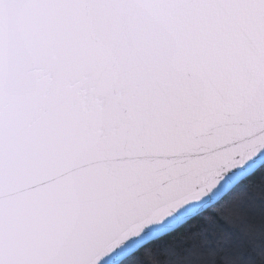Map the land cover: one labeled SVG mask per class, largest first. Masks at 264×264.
Listing matches in <instances>:
<instances>
[{
    "label": "snow or ice",
    "instance_id": "1",
    "mask_svg": "<svg viewBox=\"0 0 264 264\" xmlns=\"http://www.w3.org/2000/svg\"><path fill=\"white\" fill-rule=\"evenodd\" d=\"M250 186L264 191V0H0V264L149 246L172 248L165 264H264V235H184L241 191L264 225Z\"/></svg>",
    "mask_w": 264,
    "mask_h": 264
},
{
    "label": "trees",
    "instance_id": "2",
    "mask_svg": "<svg viewBox=\"0 0 264 264\" xmlns=\"http://www.w3.org/2000/svg\"><path fill=\"white\" fill-rule=\"evenodd\" d=\"M248 191L254 192L257 196H264V191L261 190L260 186H250ZM246 195L247 193L244 191L235 193L230 198H226L220 204L215 205L212 211L205 212L202 221L194 222L189 226L193 229L192 233L184 230L186 238H191L192 235L202 231L204 226L208 224H211L215 229V234H218L217 239L223 242H231L232 237L231 233L226 230L227 226H231L233 229H239L243 236L264 235V231H260L261 228H264V225L252 224L246 213L236 210L237 203L243 200ZM217 217L223 223H218ZM166 254H172L171 247L165 249L157 246H149L140 254L129 255L123 264H165L164 256ZM225 264H236V262L226 257Z\"/></svg>",
    "mask_w": 264,
    "mask_h": 264
},
{
    "label": "water",
    "instance_id": "3",
    "mask_svg": "<svg viewBox=\"0 0 264 264\" xmlns=\"http://www.w3.org/2000/svg\"><path fill=\"white\" fill-rule=\"evenodd\" d=\"M131 255V254H130Z\"/></svg>",
    "mask_w": 264,
    "mask_h": 264
}]
</instances>
